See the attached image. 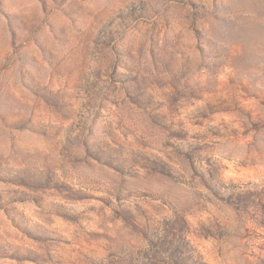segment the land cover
Listing matches in <instances>:
<instances>
[{
	"label": "rangeland",
	"instance_id": "1",
	"mask_svg": "<svg viewBox=\"0 0 264 264\" xmlns=\"http://www.w3.org/2000/svg\"><path fill=\"white\" fill-rule=\"evenodd\" d=\"M263 119L264 0H0V264H153L168 219L206 264H264V193L249 216L205 186L264 187Z\"/></svg>",
	"mask_w": 264,
	"mask_h": 264
},
{
	"label": "trees",
	"instance_id": "2",
	"mask_svg": "<svg viewBox=\"0 0 264 264\" xmlns=\"http://www.w3.org/2000/svg\"><path fill=\"white\" fill-rule=\"evenodd\" d=\"M216 101L225 111H240L246 117L245 126H248L247 129L249 130V127L252 126L257 129L258 125L262 123L261 116L255 117V113L251 110H246L243 102L236 97L220 96ZM152 104L153 102H149L140 108L147 110ZM234 133L237 134L239 132L236 130ZM100 150L101 154L98 152L95 156L100 162L106 161V164H109V166L127 170L141 168L142 170L168 176L177 173L175 168L159 152L137 151V153H132V158L130 157L131 161H127L122 159V157H125V154L121 150L111 149L109 150L110 155H108L109 151L106 148H101ZM111 153L120 157V159L113 158ZM192 168L195 172H200L199 166L195 163L192 164ZM201 174H204V172ZM206 175H209L211 180L205 186L217 200L231 205L243 214L252 215L256 208L255 197L263 196L264 193V187L261 189L262 184L253 182L237 185L224 184L214 178L215 175L213 173L208 171ZM167 228L168 231L166 230ZM151 244L154 247L155 254L150 259V262L153 264H159L160 262L169 264H206L196 249L190 246V243L186 239L185 229L182 226L178 227L174 219L165 221L162 230L154 241L151 240ZM159 253L162 254V257L160 255L159 257L156 256ZM145 258L149 260V257Z\"/></svg>",
	"mask_w": 264,
	"mask_h": 264
}]
</instances>
